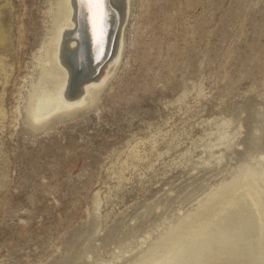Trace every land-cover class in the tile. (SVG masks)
<instances>
[{"label": "rangeland", "instance_id": "rangeland-1", "mask_svg": "<svg viewBox=\"0 0 264 264\" xmlns=\"http://www.w3.org/2000/svg\"><path fill=\"white\" fill-rule=\"evenodd\" d=\"M49 12L50 0H0V264H147L209 194L264 169V0H130L93 104L32 128ZM242 218L210 230L254 264ZM190 243L163 264H192ZM221 249L219 262L234 253Z\"/></svg>", "mask_w": 264, "mask_h": 264}, {"label": "bare ground", "instance_id": "bare-ground-1", "mask_svg": "<svg viewBox=\"0 0 264 264\" xmlns=\"http://www.w3.org/2000/svg\"><path fill=\"white\" fill-rule=\"evenodd\" d=\"M83 9L87 11L85 21L80 16ZM129 13L130 0H106V3L102 0L99 6L97 0H50L49 26L36 58L37 75L26 98V116L32 128L93 104L122 56V32ZM6 40L7 32L0 28V44ZM75 70H78L77 74ZM244 170L242 175L226 182L224 188L218 187L209 194L196 209L186 213L165 232L160 242L170 233L172 244L147 264H163L166 254L173 255L189 241L195 256L192 264H240V253L223 245L224 236L216 238L210 229L217 219L243 216L255 224L253 231L247 219H241L245 220L237 227L238 233L250 240L243 247L259 253L254 264H259L258 258L264 264V243L254 240L264 239V169L255 170L249 165ZM241 190H245L248 198L238 203ZM201 232L206 236L203 241L191 239ZM221 248L224 253L232 250L234 253L219 262L221 254L218 251L223 255Z\"/></svg>", "mask_w": 264, "mask_h": 264}, {"label": "water", "instance_id": "water-1", "mask_svg": "<svg viewBox=\"0 0 264 264\" xmlns=\"http://www.w3.org/2000/svg\"><path fill=\"white\" fill-rule=\"evenodd\" d=\"M105 3H106V0H103ZM80 9H81V7H80ZM83 14H80V16L82 15V19H84V21H85V19L87 20L88 18H87V11H86V9H83ZM104 19H106V17H105V15L103 14V21H104V23H105V20ZM103 23V24H104ZM87 24V23H86ZM77 72H78V70H75V73L77 74Z\"/></svg>", "mask_w": 264, "mask_h": 264}, {"label": "snow or ice", "instance_id": "snow-or-ice-1", "mask_svg": "<svg viewBox=\"0 0 264 264\" xmlns=\"http://www.w3.org/2000/svg\"><path fill=\"white\" fill-rule=\"evenodd\" d=\"M100 4H102V0H97V5L99 6Z\"/></svg>", "mask_w": 264, "mask_h": 264}]
</instances>
